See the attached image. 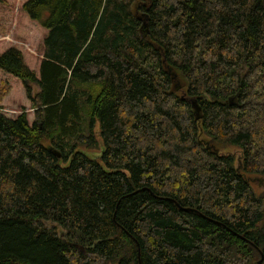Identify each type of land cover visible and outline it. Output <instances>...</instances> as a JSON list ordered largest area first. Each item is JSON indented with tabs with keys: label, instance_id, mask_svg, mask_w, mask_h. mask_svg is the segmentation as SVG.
<instances>
[{
	"label": "trees",
	"instance_id": "obj_1",
	"mask_svg": "<svg viewBox=\"0 0 264 264\" xmlns=\"http://www.w3.org/2000/svg\"><path fill=\"white\" fill-rule=\"evenodd\" d=\"M1 87L0 264L264 256V0H0Z\"/></svg>",
	"mask_w": 264,
	"mask_h": 264
},
{
	"label": "rangeland",
	"instance_id": "obj_2",
	"mask_svg": "<svg viewBox=\"0 0 264 264\" xmlns=\"http://www.w3.org/2000/svg\"><path fill=\"white\" fill-rule=\"evenodd\" d=\"M10 35H6L4 36L5 38H9ZM3 37V38H4ZM3 88L1 87L0 88V91L2 92ZM7 91V89H5ZM4 92V91H3ZM39 92V89L36 87V86H32V95H36V93ZM12 103L11 102H6L5 105H6V111H4V113H14L16 112V108H14L15 106L12 105L13 109L12 110H7L9 109L10 105ZM10 107V108H12ZM94 135H95V138L97 139L98 141V148L95 149V150H88L84 147H80V148H77L76 151L78 152H81L83 154H85L87 157L91 158V159H96L98 160L102 154V151H103V146H102V140L100 138V134H99V125L98 123H95L94 125ZM46 145L48 146L49 143H46ZM223 153H227V154H232L236 157H239V151L237 148H234V147H227ZM250 180V184H251V187L253 188V191L255 192V194L258 196V197H261L262 198V211L264 212V178H260V177H255V176H251V178L249 179ZM45 226L48 228V229H51V228H54L57 232H60V228L57 227L55 224H52V223H49V222H45ZM260 259V258H259ZM258 259V260H259ZM257 260V261H258ZM256 261V262H257ZM256 264V263H255Z\"/></svg>",
	"mask_w": 264,
	"mask_h": 264
},
{
	"label": "water",
	"instance_id": "obj_3",
	"mask_svg": "<svg viewBox=\"0 0 264 264\" xmlns=\"http://www.w3.org/2000/svg\"><path fill=\"white\" fill-rule=\"evenodd\" d=\"M141 33H142V36H143V37H145L146 35H148L149 32H148V30H147V24H146V23H143V24H142V27H141ZM170 74H171V76H172V79H173V80H176V75L173 74V73H171V72H170ZM229 104H230V105L233 104V99H229ZM191 107H192V111H193V114H194L195 119H196V120H200V119L202 118V117H201V109H200V107L196 104L195 101H191ZM48 150H49L50 152H52V154H53L57 159L61 158L62 154H61L59 151L53 149L52 147H49ZM176 207L181 209V207H180L178 204H176ZM184 210H185V211H188V212H189V211H193L192 209H184ZM256 249H257V251H259L258 248H256ZM79 250H80V251H84V249H83L82 247H79ZM138 253H139V249H138ZM256 264H264V256H263L261 253H260V259L256 262Z\"/></svg>",
	"mask_w": 264,
	"mask_h": 264
}]
</instances>
